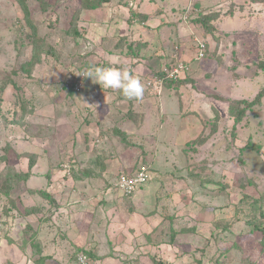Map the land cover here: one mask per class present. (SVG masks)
<instances>
[{
  "label": "rangeland",
  "instance_id": "obj_1",
  "mask_svg": "<svg viewBox=\"0 0 264 264\" xmlns=\"http://www.w3.org/2000/svg\"><path fill=\"white\" fill-rule=\"evenodd\" d=\"M48 1L51 8L44 11L38 1L29 0L30 18L56 53L43 54L29 72L23 67L33 57L32 29L17 0H0V264H15L20 254L25 264L30 258L36 264H77L80 252L88 253L94 264H264L263 234L250 232L256 226L252 221L264 228V100L247 112L236 131L229 112L231 101H252L264 87V71L259 68L264 61V4L253 0L107 3L126 17L133 16L139 5L148 13L160 9L153 15L165 10L164 20L179 22L178 27L165 25L162 30L171 38L172 61L167 65L189 66L183 71L182 79L189 85L188 93L182 89L181 111L193 115L187 126L193 124L194 133L184 137L175 158L164 162L165 153L160 152V164L151 168L158 147L150 135L160 120L135 129L127 141L119 135L121 130L107 132L108 126L94 124V132L90 131L93 107L84 94L87 85L102 86L85 74L94 66H109L100 47L111 53L117 50L115 39L122 37H108L106 45H100L105 33L96 30V12L107 4L81 12L82 36L75 38L73 17L82 1ZM217 12L220 17L212 22L213 32L197 21ZM99 15L111 16L105 10ZM178 34L183 40L173 44ZM191 37L193 42L194 37L205 40V58L197 59ZM125 38L120 48L127 51L132 46L134 52L136 44H127ZM77 78L85 88L71 94L68 84ZM148 79L144 96L160 108V97L169 96L170 89L152 96ZM196 93L198 99L191 100ZM172 100L178 111L179 98L173 94ZM199 100L200 106L205 105L202 113L196 106ZM127 110L122 108L124 118ZM173 124L169 116L163 128L177 135ZM202 138L206 143H195ZM249 143L253 146L246 147ZM31 153L37 164L29 176ZM143 167L148 168L150 180L136 194L116 190L121 174ZM36 175L56 176L63 186L56 195L68 197L74 205L63 203L68 210L64 213L62 205L38 194L48 186L45 178L27 182ZM149 184L153 195L139 203L138 196ZM43 242L51 251L48 255L37 251Z\"/></svg>",
  "mask_w": 264,
  "mask_h": 264
},
{
  "label": "crops",
  "instance_id": "obj_2",
  "mask_svg": "<svg viewBox=\"0 0 264 264\" xmlns=\"http://www.w3.org/2000/svg\"><path fill=\"white\" fill-rule=\"evenodd\" d=\"M151 1V0H150ZM158 1V0H157ZM157 1H151V3L155 4ZM141 6L144 4V0L140 1ZM104 7H110L109 9H105ZM103 7V9L100 11L104 13V10L106 13H109L111 16H109V19H103L99 14L100 12H96V30L98 31V28H101V33L104 34L100 38V45H102V39H106L108 37L115 38L120 36L126 37V43L133 44L135 43L137 48L134 49V52L129 49L127 51H124L123 48L112 50L111 53L107 52L103 48L100 47L102 52L100 55L103 57V60H107V64L109 66H127L129 70L138 76L140 80L142 81L143 85L145 83V80L147 77L150 76V74H153L154 71L158 72L165 68L168 64V62L172 61L171 56H169V45L168 40H171V38L168 36V33L165 32V30H162V26L168 25L172 28L178 27L176 26L179 22L178 20L167 21L164 20V16H166V11L160 12L158 15L153 13L156 11H160V9H155L153 13H148L147 11H142V9L138 6L137 10L135 9L134 12L137 14V17L133 16H124L122 14H118L116 11V7H112L111 4H107ZM99 11V10H98ZM125 13V12H124ZM174 13V12H173ZM140 18L142 22L140 21ZM137 21H136V20ZM124 20V25L121 21ZM141 22V23H140ZM123 25V26H122ZM122 26V27H121ZM121 27V28H120ZM124 27V28H123ZM125 32H123V30ZM162 30V31H161ZM121 33H125L122 34ZM164 35V38L161 36V34ZM199 35V34H198ZM138 37H140V40H137ZM193 37H191V47H194L193 43ZM179 40H183L182 35H177L176 40L173 41V44L175 42L178 43ZM143 46L141 49L138 48V44H142ZM104 47V45H102ZM110 46V45H109ZM108 46V47H109ZM173 46V45H172ZM112 47V46H110ZM107 50L109 48L106 47ZM194 52L196 50L194 49ZM190 51L188 54H185L186 56H189ZM180 58H185V57ZM188 59V58H185ZM181 61H187V60H181ZM188 85L182 86L177 90L170 89L169 91L171 94L169 96H166L165 98L162 96L161 98V104L160 108L156 107V103L152 101V98H146L143 94V97L139 100L135 99H128L125 97L121 90H114V89H108V88H99L94 87L92 85H87L88 89L86 90L84 94V98H86L87 103H89L93 107V114L91 118L93 119V123H90V126L92 128L90 129L91 132H94V124L97 126H100V128L109 127L107 132L114 130H121V132L125 133L129 138L135 134V129L140 130L144 127L145 123L153 122V121H161L160 126L156 125V129L154 134L150 135V140L157 143L158 147V156L156 155L155 162L151 161V168L154 166L155 163L160 164L158 161L159 153L161 152L162 155L165 153V161L167 162V158H175L177 149L180 148L181 141H183L185 136H187L190 133H194V126L191 125V128H189L188 123L191 120L190 116L193 115H186V113H183L181 111V98H183L185 95L183 94L184 91L188 93ZM184 88V91L182 89ZM89 90V91H88ZM178 91V92H176ZM195 92V91H194ZM179 98V110L177 111V106L174 104V101L172 100L173 94ZM197 94V93H196ZM193 95V94H192ZM197 97H192L193 99H198ZM208 95V94H206ZM190 97V96H189ZM159 98V99H160ZM200 99V98H199ZM207 99H210L207 97ZM200 100L197 103L198 111H201V107H205V105L202 102V105L199 104ZM128 107L129 110H127V118H124V115H122V108ZM214 107V106H213ZM200 114V113H199ZM126 116V115H125ZM169 116L173 117L175 129L177 130V135L173 131L170 135V130L167 128H163L164 123L167 121ZM136 120H139L136 123ZM99 128V127H98ZM110 129V130H109ZM178 137V140H175V137ZM152 137L156 138L153 139ZM195 151V150H194ZM186 153V152H185ZM187 154V153H186ZM50 170V169H49ZM48 170V172H49ZM45 172V173H48ZM37 171H33V175L36 174ZM156 175L158 173L152 172ZM43 178H45V183L48 186L47 192L51 195L54 200V204L58 203L62 205L60 207V210L62 212H67V206L63 205L65 202H70L71 206L74 205L72 200H70L68 197L63 198L62 196L56 195L57 189L59 187H63L61 184L57 182L58 178L56 176L52 177V179L49 178V175L47 177H39L38 175L32 176L31 179L27 180V182H30L31 180H37V181H43ZM153 184L147 185L143 190L140 196H138L139 203L142 202V200L146 201L149 197L153 195ZM35 189V188H31ZM117 190V189H116ZM70 195V193H69ZM74 199V198H73ZM72 209V208H71ZM34 216V215H33ZM57 217H54V219ZM63 218L68 220L69 217L65 214L63 215ZM35 216L31 218V221H34ZM32 225H34L32 223ZM35 227V225H34ZM45 235L50 236L49 232L45 233ZM46 243L43 242L42 246L38 248L37 251L43 252L45 255H48L51 251H48L49 247H46ZM51 246V245H48ZM17 247L16 245L13 246ZM33 248V247H32ZM12 249V248H10ZM20 258L14 259L15 264H25L23 263V256L21 257V254L19 256ZM34 261L32 258L28 259L26 264L29 263V261ZM36 264V263H35Z\"/></svg>",
  "mask_w": 264,
  "mask_h": 264
},
{
  "label": "trees",
  "instance_id": "obj_3",
  "mask_svg": "<svg viewBox=\"0 0 264 264\" xmlns=\"http://www.w3.org/2000/svg\"><path fill=\"white\" fill-rule=\"evenodd\" d=\"M36 1H38L40 3L41 8L44 11H48L51 8V3L48 0H36ZM81 1H82L81 10L77 11L73 17L72 33H73V36L75 38H80L82 36V34L79 32V28H78V22L80 19L81 12L83 10H97V9L103 7L105 4L112 2L113 0H81ZM17 2L20 5V7L22 8V10L25 14V18L29 22L30 28L32 29L33 57H32V60L29 63H26L23 67L24 70L31 72V70L42 61V55L43 54H47L49 56H52L56 53V50L49 43H47V41L44 38H41L39 36V31H38L36 25H34V23L32 22V20L30 18L29 0H17ZM253 2L264 4V0H253ZM219 17H220V14H219V12H217V13H213V14H206L203 17H199L197 21H201L200 23H202V25L206 28L207 31L213 32L214 26H212V22L216 18L218 19ZM124 38L125 37L122 36V37H120V39L117 38L118 40L115 39V41H116L115 46L117 49L120 48V41H123ZM105 40L106 39H104V38L102 39V45H106L107 40L106 41ZM104 41H105V43H104ZM142 46H143V44H138L139 49H141ZM131 48H132V46L129 47V49H131ZM259 68L262 71H264V61H261L259 63ZM159 75L164 78L165 87L167 89H178V88L188 84L187 80L175 81V80L168 79L166 74L162 73V72ZM4 89H6V86H4L3 91H4ZM71 94H74V92L71 91ZM263 100H264V87L259 91V93L256 95V97L252 101H249V100H233L230 102L229 112H230L231 118L234 121L233 131H236L237 127L240 124H242L244 118L247 115V112L254 109L257 106H261L263 104ZM119 135L122 137L123 140H125V141L128 140V136L125 133L120 131ZM206 141H207L206 138H202V139L197 140V142H195V143H197L199 145H203L204 143H206ZM252 146L253 145L251 143H249V144H247L246 147H252ZM256 149L260 150V147L256 146ZM29 157H30L29 171H28L27 175L30 176L32 169L37 164V159H36L37 156L35 154L31 153L29 155ZM38 194H40L42 197L47 198L49 201L54 202L52 196L47 191L41 190V191H38ZM127 196H132V195H127ZM252 222L256 226L250 232L255 233L256 230H260L263 234V239H264V228L260 225V223H257L256 221H252Z\"/></svg>",
  "mask_w": 264,
  "mask_h": 264
},
{
  "label": "built area",
  "instance_id": "obj_4",
  "mask_svg": "<svg viewBox=\"0 0 264 264\" xmlns=\"http://www.w3.org/2000/svg\"><path fill=\"white\" fill-rule=\"evenodd\" d=\"M197 59L201 60L205 58L207 53V43L205 40L195 38ZM185 68H189L188 64L180 62L178 67L171 70L165 69V72L169 79L184 78L183 71ZM69 88H73L75 91L80 92L83 89V81L79 78L75 79L74 82L68 84ZM147 88L150 95L159 96L163 92L164 79L159 76L150 77L147 80ZM150 180L148 168L143 167L134 173H123L118 178L115 188L125 195H134L138 190L145 186ZM28 264H35L34 261H29ZM77 264H94L92 258L88 253L80 252L77 254Z\"/></svg>",
  "mask_w": 264,
  "mask_h": 264
},
{
  "label": "clouds",
  "instance_id": "obj_5",
  "mask_svg": "<svg viewBox=\"0 0 264 264\" xmlns=\"http://www.w3.org/2000/svg\"><path fill=\"white\" fill-rule=\"evenodd\" d=\"M195 38L196 37H194V41H195ZM193 43L195 44V42H193ZM207 48H208V45H207ZM195 50H196V48H195ZM196 53H197V50H196ZM207 53H208V49H207ZM207 53H206V56H207ZM165 69L171 70V69H173V67L171 68V66L170 67L166 66L162 70H160L158 72H154L152 75L149 76V78L153 77V76L161 77L159 74L161 72L166 74ZM85 76L92 78L96 83H99L102 86V88L121 90L123 95L125 97H127L128 99L139 100L143 97L145 89H144V85H143L142 81L140 80V78L138 76L133 74L127 66H119V67H115V66H107V67L94 66L93 68H90L87 71ZM166 76H167V74H166ZM185 77H186V75L184 76V78ZM161 78H163V77H161ZM167 78H168V76H167ZM171 80H174V79H171ZM180 80H185V79L181 78ZM84 88L85 87H83V89L80 92H82L84 90ZM166 89L167 88L165 87V81H164L163 92ZM71 91L74 92L75 90L73 88H71ZM75 92L78 93L77 91H75ZM163 92H162V94H163ZM161 95H159L157 97H160Z\"/></svg>",
  "mask_w": 264,
  "mask_h": 264
}]
</instances>
